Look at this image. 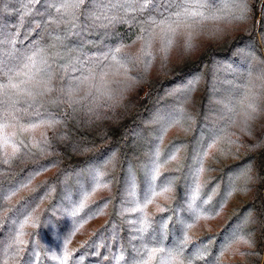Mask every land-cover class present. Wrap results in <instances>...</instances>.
I'll list each match as a JSON object with an SVG mask.
<instances>
[{
    "label": "trees",
    "instance_id": "obj_1",
    "mask_svg": "<svg viewBox=\"0 0 264 264\" xmlns=\"http://www.w3.org/2000/svg\"><path fill=\"white\" fill-rule=\"evenodd\" d=\"M0 124V264H264V0H0Z\"/></svg>",
    "mask_w": 264,
    "mask_h": 264
},
{
    "label": "rangeland",
    "instance_id": "obj_2",
    "mask_svg": "<svg viewBox=\"0 0 264 264\" xmlns=\"http://www.w3.org/2000/svg\"><path fill=\"white\" fill-rule=\"evenodd\" d=\"M42 126H31V127H21L13 124H0V155L5 156L14 152L22 142H25L27 138L30 137V140L35 138L38 134L42 132ZM172 162V160L170 161ZM171 166L170 163L159 164L155 170L154 179L157 180L160 173L166 168ZM35 181H31L26 187L19 189L17 194H14L12 197L16 198L24 192H28L34 185ZM199 221H196L198 224ZM162 264H172L170 261L164 262Z\"/></svg>",
    "mask_w": 264,
    "mask_h": 264
},
{
    "label": "snow or ice",
    "instance_id": "obj_3",
    "mask_svg": "<svg viewBox=\"0 0 264 264\" xmlns=\"http://www.w3.org/2000/svg\"><path fill=\"white\" fill-rule=\"evenodd\" d=\"M151 0H144V6L146 7L148 3H150Z\"/></svg>",
    "mask_w": 264,
    "mask_h": 264
}]
</instances>
